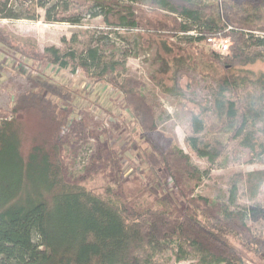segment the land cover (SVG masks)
Segmentation results:
<instances>
[{"label":"trees","instance_id":"1","mask_svg":"<svg viewBox=\"0 0 264 264\" xmlns=\"http://www.w3.org/2000/svg\"><path fill=\"white\" fill-rule=\"evenodd\" d=\"M88 1L96 3L103 23L118 32L138 30L132 5L141 4L175 16L180 23L173 20V35L183 36L189 44L227 39L226 56H206L218 75L216 86L210 91V108L198 105L192 111L193 135L186 144L211 167L220 165L228 142L248 150L252 161H264V134H257L258 125L264 124V74L245 80L233 73L256 61L246 50L264 48V0H74V4L81 7ZM0 19L35 20L16 13L9 0H0ZM66 20L75 25L80 21ZM150 37L161 39L158 51L164 63L162 75L153 81L162 92L180 97L174 77L188 61L176 55L166 36ZM1 42L25 60L80 72L92 84L104 83L120 95L139 141H146L143 163L153 176V187L141 203L119 182L107 185L101 194L79 184L71 172L76 164L73 150L63 135L88 94L70 83L26 77L0 119V264H163L161 260L171 259L264 264V233L248 226L246 212L231 209L220 198L195 194L203 176L190 157L174 144L158 145L145 137L157 131L153 105L144 95L145 85L126 73L124 58L103 60L113 45L105 48L98 43L64 53L54 46L40 52L33 47L29 57L25 46L13 48L5 38ZM246 86L252 89L239 95ZM36 123L41 125L37 131ZM119 164L118 153L100 147L83 171L116 178ZM138 179L145 192L148 182ZM227 184L230 203L238 187L253 201L264 184V171L233 175Z\"/></svg>","mask_w":264,"mask_h":264},{"label":"rangeland","instance_id":"2","mask_svg":"<svg viewBox=\"0 0 264 264\" xmlns=\"http://www.w3.org/2000/svg\"><path fill=\"white\" fill-rule=\"evenodd\" d=\"M9 4L16 13L34 16L35 20L0 19V119L5 116L4 112L9 108L18 86L26 83L25 78L28 76H42L48 81L70 83L72 88L75 86L85 90L88 100L82 111L76 112L63 135L76 161L71 171L75 175L74 179L80 180L79 184L96 194L103 193L107 185L119 182L126 193L144 202L153 187V176L143 163L142 153L146 141H139L120 95L104 83L92 84L80 72L72 74L69 70H59L39 59L25 60L14 49L4 46L1 40L5 38L13 48L25 46L29 57L33 47L40 52L45 47L54 46L64 53L68 50L83 51L88 45L98 43L105 48L113 45L114 49L108 50L103 60L124 58L126 73L145 85L144 95L153 105L157 131L145 137L158 145L174 144L180 148L203 176V183L195 194L205 198L217 197L231 209L244 210L248 226L254 232L264 233V184L253 201L249 200V194L243 187H238L233 203L229 201L227 184L233 175L264 171V161H252L248 150L239 147L236 142H228L225 155L219 161L220 165L211 167L186 144V139L193 135L192 111L197 110L198 105L210 108V91L216 86L215 78L218 75L206 56L211 53L226 56L228 53L220 55L203 42L189 44L183 36L173 35V20L180 22L175 16L149 5H132L138 21L137 31L118 32L103 23V17L97 15L99 8L92 1L81 7H77L74 0H9ZM48 10H51L49 15ZM47 16L51 21H47ZM74 17L79 18L78 24L66 22V19ZM152 35L166 36L176 55L188 61L187 66L182 65L174 77L181 92L180 97L162 92L153 81L157 75H162L164 63L158 51V41L161 39L150 37ZM246 52L256 61L237 67L233 73L241 79L253 80L264 74V48L252 46ZM167 86H171L169 82ZM251 89L246 86L238 93L245 96ZM34 127L37 131L41 125L36 123ZM257 130L258 135L264 134V124L258 125ZM100 147L119 154L120 170L116 178L86 174L83 171ZM138 177L148 182L145 192L141 190ZM171 190L172 185L167 183V192ZM161 261L163 264H196L195 260L179 263L173 259Z\"/></svg>","mask_w":264,"mask_h":264},{"label":"built area","instance_id":"3","mask_svg":"<svg viewBox=\"0 0 264 264\" xmlns=\"http://www.w3.org/2000/svg\"><path fill=\"white\" fill-rule=\"evenodd\" d=\"M205 44L217 54H226L228 52L229 41L223 38H208Z\"/></svg>","mask_w":264,"mask_h":264}]
</instances>
